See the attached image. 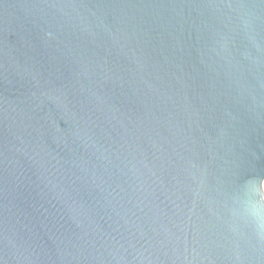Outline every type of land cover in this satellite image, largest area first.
Returning <instances> with one entry per match:
<instances>
[{"label":"water","instance_id":"95a60500","mask_svg":"<svg viewBox=\"0 0 264 264\" xmlns=\"http://www.w3.org/2000/svg\"><path fill=\"white\" fill-rule=\"evenodd\" d=\"M264 0H0V264H264Z\"/></svg>","mask_w":264,"mask_h":264},{"label":"clouds","instance_id":"9594fccd","mask_svg":"<svg viewBox=\"0 0 264 264\" xmlns=\"http://www.w3.org/2000/svg\"><path fill=\"white\" fill-rule=\"evenodd\" d=\"M247 218L258 238H264V202H248L239 213Z\"/></svg>","mask_w":264,"mask_h":264}]
</instances>
